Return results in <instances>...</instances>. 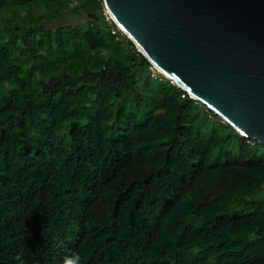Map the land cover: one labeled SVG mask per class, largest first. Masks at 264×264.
<instances>
[{
	"label": "trees",
	"instance_id": "trees-1",
	"mask_svg": "<svg viewBox=\"0 0 264 264\" xmlns=\"http://www.w3.org/2000/svg\"><path fill=\"white\" fill-rule=\"evenodd\" d=\"M111 25L0 0V264H264V144Z\"/></svg>",
	"mask_w": 264,
	"mask_h": 264
},
{
	"label": "water",
	"instance_id": "water-1",
	"mask_svg": "<svg viewBox=\"0 0 264 264\" xmlns=\"http://www.w3.org/2000/svg\"><path fill=\"white\" fill-rule=\"evenodd\" d=\"M136 50L264 144V0H102Z\"/></svg>",
	"mask_w": 264,
	"mask_h": 264
},
{
	"label": "rangeland",
	"instance_id": "rangeland-1",
	"mask_svg": "<svg viewBox=\"0 0 264 264\" xmlns=\"http://www.w3.org/2000/svg\"><path fill=\"white\" fill-rule=\"evenodd\" d=\"M102 7H104L103 1H102ZM92 16H93L92 14L85 13V12L82 14L70 13L69 15H67L65 17H62V18L57 17V18L53 19L50 22V25L65 24V23L83 25L86 23L87 19L92 17Z\"/></svg>",
	"mask_w": 264,
	"mask_h": 264
},
{
	"label": "built area",
	"instance_id": "built-area-1",
	"mask_svg": "<svg viewBox=\"0 0 264 264\" xmlns=\"http://www.w3.org/2000/svg\"><path fill=\"white\" fill-rule=\"evenodd\" d=\"M102 14H103V16H104V18H105V20L109 23V24H114V25H111V32L112 33H115L116 31H117V29H119V26L114 22V20H113V18L111 17V15L109 14V12L106 10V8L105 7H102ZM120 30V29H119ZM149 69H150V75L152 76V77H157L159 74H163L162 72H160L153 64H151L150 66H149ZM164 75V74H163ZM165 76V75H164ZM166 77V76H165ZM167 78H169V77H167ZM169 80H170V82H173V83H175L171 78H169ZM176 84V83H175ZM183 89V88H182ZM185 92H187L185 89H183ZM187 94L189 95V96H191L190 94H189V92H187ZM181 96H183V93H181L180 94ZM192 97V96H191Z\"/></svg>",
	"mask_w": 264,
	"mask_h": 264
}]
</instances>
